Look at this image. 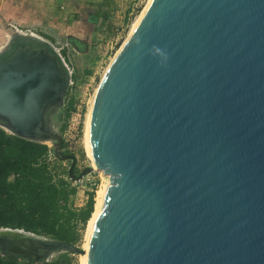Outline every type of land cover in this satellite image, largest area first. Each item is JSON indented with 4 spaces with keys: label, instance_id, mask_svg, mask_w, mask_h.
<instances>
[{
    "label": "water",
    "instance_id": "water-1",
    "mask_svg": "<svg viewBox=\"0 0 264 264\" xmlns=\"http://www.w3.org/2000/svg\"><path fill=\"white\" fill-rule=\"evenodd\" d=\"M16 29L0 54V124L56 139L72 175L43 118L66 87L62 57ZM88 143L92 165L71 179L97 169L110 185L87 249L0 227L1 256L264 264V0H150L99 82Z\"/></svg>",
    "mask_w": 264,
    "mask_h": 264
},
{
    "label": "rangeland",
    "instance_id": "rangeland-1",
    "mask_svg": "<svg viewBox=\"0 0 264 264\" xmlns=\"http://www.w3.org/2000/svg\"><path fill=\"white\" fill-rule=\"evenodd\" d=\"M128 1L0 0V46L4 45L8 34L15 36L16 27L23 33L33 32L46 39L62 57L67 72L66 87L58 103L46 106L43 118L44 126L63 140L61 153L74 155L76 161L72 170L73 177L92 165L84 135L87 112L95 89L147 2L125 22ZM109 7H112L111 16L103 19L101 15ZM96 13L99 17L97 22H93L91 17ZM69 103H72L73 108L66 113ZM0 128L12 134L10 129L2 126ZM39 142L52 148L48 155L49 160L67 171L70 159L55 157L53 154L56 139H40ZM84 176L88 177V181L83 186H77L76 193L71 197L72 207L82 206L87 198V191L94 189V209L96 192L105 184L108 176L97 169ZM85 230L86 225L82 241L78 245L80 248H83L86 240ZM76 257V264H82L81 254Z\"/></svg>",
    "mask_w": 264,
    "mask_h": 264
},
{
    "label": "trees",
    "instance_id": "trees-1",
    "mask_svg": "<svg viewBox=\"0 0 264 264\" xmlns=\"http://www.w3.org/2000/svg\"><path fill=\"white\" fill-rule=\"evenodd\" d=\"M108 3V1H106ZM110 6V4H108ZM101 16L108 18L112 7ZM97 13L91 21L97 22ZM68 104L66 113L72 109ZM64 146L61 140V147ZM45 143L8 134L0 128V227L19 228L80 245L92 213L94 189L80 207H72L76 193L72 175L49 158ZM77 254L63 252L43 263L0 255V264H76Z\"/></svg>",
    "mask_w": 264,
    "mask_h": 264
},
{
    "label": "bare ground",
    "instance_id": "bare-ground-1",
    "mask_svg": "<svg viewBox=\"0 0 264 264\" xmlns=\"http://www.w3.org/2000/svg\"><path fill=\"white\" fill-rule=\"evenodd\" d=\"M150 0H147V2H146V4L144 5V7H143V9L146 7V5H147V3L149 2ZM143 12V10L141 11V13ZM141 13H140V15H141ZM139 15V16H140ZM139 16H137L136 17V20L134 21V23L132 24V26H131V28H130V30L128 31V34L126 35V38H127V36L131 33V31H132V29L134 28V26H135V24H136V22H137V20H138V18H139ZM16 32L20 35V36H26L25 35V33H23L22 31H20L18 28L16 29ZM30 35V34H29ZM28 35V36H29ZM31 36H35L37 39H40V38H42V37H40L39 35H37V34H35V33H31ZM7 39H6V41H8V40H10V38H11V36L8 34L7 36ZM125 38V39H126ZM125 39H124V41H125ZM41 40H43V41H47L46 39H41ZM123 41V42H124ZM123 42H122V44H123ZM6 43V42H5ZM5 43H4V45H2V46H0V54L3 52V51H7V49H6V46H5ZM121 44V45H122ZM120 45V46H121ZM52 47H54V46H52ZM120 48V47H119ZM118 48V49H119ZM54 49H56L55 47H54ZM118 51V50H117ZM116 51V52H117ZM116 54V53H115ZM114 54V55H115ZM114 57V56H113ZM113 57H112V59H113ZM111 59V60H112ZM111 62V61H110ZM108 66H109V64H108ZM107 66V67H108ZM107 67H106V69H107ZM106 71V70H105ZM105 71H104V73H105ZM104 73H103V75H104ZM99 85V84H98ZM97 89H98V86L96 87V89H95V92H94V95H93V98H92V101H91V105H90V107H89V109H88V112H87V117H86V125H85V146H86V150H87V152H88V154H89V143H88V125H89V117H90V110H91V106H92V103H93V99H94V97H95V94H96V92H97ZM0 126H2V127H4L3 125H1L0 124ZM4 128H6V127H4ZM44 140H46V141H48V140H50L51 139V137H46V138H43ZM108 176V179H107V181L105 182V184L101 187V189H99L97 192H96V199H95V205H94V209H93V211H92V213H91V215H90V217H89V219H88V221H87V224H86V230H85V242H84V245H83V249L84 250H86L87 249V245H88V239H89V236H90V233H91V230H92V228H93V225H94V223H95V221H96V219H97V217L99 216V214H100V212H101V210H102V207H103V202H104V197H105V193H106V190H107V188H108V186L110 185V176L109 175H107ZM85 259H86V253H84V254H81V262H82V264H85Z\"/></svg>",
    "mask_w": 264,
    "mask_h": 264
},
{
    "label": "built area",
    "instance_id": "built-area-1",
    "mask_svg": "<svg viewBox=\"0 0 264 264\" xmlns=\"http://www.w3.org/2000/svg\"><path fill=\"white\" fill-rule=\"evenodd\" d=\"M145 1H147V0H129L128 1L129 2L128 3L129 4L128 5V11L126 12L124 21L128 22V20H130V18L135 14L137 9L139 7H141L143 5V3H145ZM87 181H88V177L87 176H83L80 179L73 180L72 181V185H74L77 188V186H83V184H85Z\"/></svg>",
    "mask_w": 264,
    "mask_h": 264
},
{
    "label": "flooded vegetation",
    "instance_id": "flooded-vegetation-1",
    "mask_svg": "<svg viewBox=\"0 0 264 264\" xmlns=\"http://www.w3.org/2000/svg\"><path fill=\"white\" fill-rule=\"evenodd\" d=\"M18 48H16L15 50H13L14 52L17 50ZM21 49H23L24 50V48H21ZM13 52V53H14ZM12 56V54H10L9 56L7 55V56H5L4 58H3V60H5V59H8V58H10Z\"/></svg>",
    "mask_w": 264,
    "mask_h": 264
}]
</instances>
